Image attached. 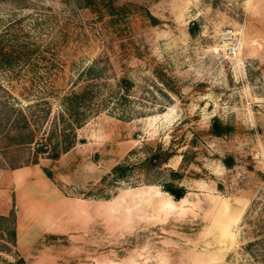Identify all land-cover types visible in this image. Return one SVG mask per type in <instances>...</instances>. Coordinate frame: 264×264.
<instances>
[{
	"label": "rangeland",
	"instance_id": "1",
	"mask_svg": "<svg viewBox=\"0 0 264 264\" xmlns=\"http://www.w3.org/2000/svg\"><path fill=\"white\" fill-rule=\"evenodd\" d=\"M115 1L0 0V264H264V0Z\"/></svg>",
	"mask_w": 264,
	"mask_h": 264
},
{
	"label": "trees",
	"instance_id": "2",
	"mask_svg": "<svg viewBox=\"0 0 264 264\" xmlns=\"http://www.w3.org/2000/svg\"><path fill=\"white\" fill-rule=\"evenodd\" d=\"M78 5L87 7L89 10L94 12L97 16L98 19H104L105 22L109 25L115 26L120 24V20L123 16V13L130 12L133 9V4L132 3H118L115 0H74ZM132 7V8H131ZM141 11L140 14L144 15L146 21L149 24H155L158 22V19L150 14L145 8H140ZM105 17V18H104ZM23 124L22 125H16V121L14 118L10 121L11 128L13 129V134L18 135L19 138L21 136H25L24 138L26 140H20L17 142L21 141H31L33 138V130L29 128V125L26 124L25 119H23ZM228 129V126L225 124H222L217 117H212L211 122H210V127H209V132L215 135H220L222 133H225ZM26 131V134H22ZM22 139V138H20ZM71 145V141H67L65 144H63L61 147L57 148L56 146L53 147V151L51 153L52 158H56L61 151H65L66 149L69 148ZM165 157H168L171 152L166 151L165 152ZM158 155L156 153H151L149 155V159L153 160L156 159ZM226 165H229L230 163V158L229 156L225 157L223 159ZM174 175H178V172H174ZM165 187H169V183L164 184ZM10 233H13V230H10ZM249 244V243H248ZM247 244V245H248ZM21 260L17 259L13 264H18Z\"/></svg>",
	"mask_w": 264,
	"mask_h": 264
},
{
	"label": "water",
	"instance_id": "3",
	"mask_svg": "<svg viewBox=\"0 0 264 264\" xmlns=\"http://www.w3.org/2000/svg\"><path fill=\"white\" fill-rule=\"evenodd\" d=\"M166 190L172 193L174 198H179L183 193V191L179 188L167 187Z\"/></svg>",
	"mask_w": 264,
	"mask_h": 264
},
{
	"label": "crops",
	"instance_id": "4",
	"mask_svg": "<svg viewBox=\"0 0 264 264\" xmlns=\"http://www.w3.org/2000/svg\"><path fill=\"white\" fill-rule=\"evenodd\" d=\"M14 183V182H13ZM6 193V192H5ZM17 206V205H16ZM18 210H19V206H18ZM49 215V214H48ZM50 220H53L52 216H47L46 217V223H44V226H48L50 224Z\"/></svg>",
	"mask_w": 264,
	"mask_h": 264
}]
</instances>
